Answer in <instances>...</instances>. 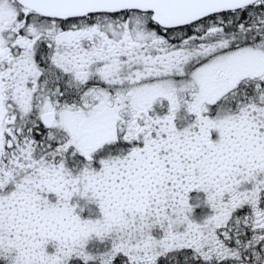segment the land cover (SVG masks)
<instances>
[{"label":"snow or ice","instance_id":"snow-or-ice-1","mask_svg":"<svg viewBox=\"0 0 264 264\" xmlns=\"http://www.w3.org/2000/svg\"><path fill=\"white\" fill-rule=\"evenodd\" d=\"M0 264H264V0H0Z\"/></svg>","mask_w":264,"mask_h":264}]
</instances>
